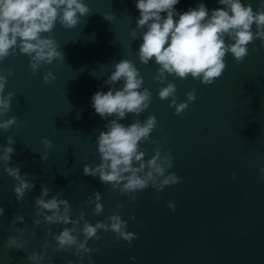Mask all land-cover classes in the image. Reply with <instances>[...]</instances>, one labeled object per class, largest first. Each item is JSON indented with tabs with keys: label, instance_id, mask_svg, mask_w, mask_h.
<instances>
[{
	"label": "water",
	"instance_id": "1",
	"mask_svg": "<svg viewBox=\"0 0 264 264\" xmlns=\"http://www.w3.org/2000/svg\"><path fill=\"white\" fill-rule=\"evenodd\" d=\"M86 2L91 12L77 26L65 28L58 22L46 34L61 45L64 60L43 65L36 74L30 58L18 49L0 62V74L14 73L8 77L6 92L16 93L5 119L18 118L7 131L0 129V152L11 136L16 143L10 165L19 166L26 179L35 183L18 202L17 181L0 162V207L5 209L0 216V264H31L29 253L43 252L46 240L56 244L47 229L59 232L63 225L33 223L38 218L35 198L43 185L51 189L50 195L59 192L60 198L70 201L74 218L83 211L95 224L119 211L128 220L127 230L138 234L129 243L111 230H100L102 239L89 240L95 264H264V180L260 179L264 167V43L259 39L250 43L243 62L228 54L226 70L211 85L174 74L161 82L154 79L159 66L140 62L141 39L130 35L139 15L135 0ZM200 2L181 0L176 7L183 11ZM203 2L210 10L223 7L217 0ZM248 2L254 10L260 6V0ZM107 14L115 19L107 20ZM122 58L136 63L152 97L139 117L129 113L121 122L156 115L158 125L151 135L159 144L143 143L148 150L146 159L157 146L162 154L170 151L174 165L169 171L181 177L178 184L161 192L151 186L138 191L135 201L83 173L84 164L101 162L96 137L108 123L91 107V97L108 90L104 82L114 62ZM49 69L56 78L46 83L43 77ZM169 81L177 86L178 103L187 100L188 91L196 92L197 99L182 114L170 106L171 97L165 100L158 95ZM45 138L52 142L51 148L43 143ZM45 153L47 158L42 159ZM96 191L103 194L104 211L99 215L89 203ZM169 201L176 205L175 212ZM118 204L123 207L117 209ZM20 214L25 221L13 225L11 221ZM10 236L24 241V248L10 249ZM74 252V248L53 251L50 246L44 264H68L70 260L79 264L81 258ZM84 264H88L87 255Z\"/></svg>",
	"mask_w": 264,
	"mask_h": 264
},
{
	"label": "clouds",
	"instance_id": "2",
	"mask_svg": "<svg viewBox=\"0 0 264 264\" xmlns=\"http://www.w3.org/2000/svg\"><path fill=\"white\" fill-rule=\"evenodd\" d=\"M180 3L181 0H135L139 15L130 35L134 40L138 36L141 39L137 49L140 62L159 66L155 80L164 82L168 74H174L181 79L191 76L211 85L226 70L228 54H232L238 63L243 62L249 55L250 43L257 39L264 43V0H260V6L255 10L252 3H245V0H217V4L223 7L211 10L203 0L183 11L176 7ZM90 12L86 0H0V62L18 49L30 58V68L36 74L43 65H51L57 59L64 60L61 45L46 34L52 32L58 22L65 28H73L81 17ZM105 18L111 21L115 16L107 14ZM253 50L259 51V48ZM13 74L11 70L7 76L0 74V129L5 131L18 119L16 116L5 119L16 96L15 92H6L8 77ZM55 78L51 69L43 77L46 83ZM104 83L109 85L108 90L101 89L91 97V107L108 121L96 137L101 162L95 166L84 164V175L99 178L103 185L110 184L113 190L128 194L132 201L137 199L135 193L149 186L161 192L166 186L178 184L181 177L169 171L174 165L170 151L162 154V148L157 146L153 149L154 155L146 159L148 150L142 145L152 140L151 134L158 125L157 116L149 115L144 120L137 118L129 124L121 122L129 113L139 117L151 104L152 91L144 87V77L136 63L128 58L114 62V70ZM176 93V84L169 81L158 95L165 100L171 97L170 106H174L179 115L197 96L193 89L186 93V101L178 103ZM109 117L112 118L109 120ZM152 142L159 144L155 140ZM15 143L11 136L7 137V144L0 152V162L5 165L4 171L17 181L14 193L20 202L26 193L35 188V183L26 179L27 174H22L19 166L10 165ZM43 143L47 148L52 146L47 138ZM46 158L45 153L42 159ZM260 172V179L264 180V167ZM50 193L51 189L43 185L40 195L35 198V215L38 218L33 223L37 226L64 227L59 232H54L51 227L47 229L56 244L51 245L46 240L43 252L29 253L31 264H44L50 246L53 251L74 248L73 254L81 258L79 264H84L86 255L88 264H95L90 255L94 249L89 246V240L102 239L98 234L100 230H111L129 243L138 238L137 233L127 230L128 220L123 219L119 211L93 224L85 218L83 211L74 218L70 201L60 198L59 192ZM89 203L95 205L96 215L104 211L100 191L94 193V199H90ZM168 206L175 212L176 205L172 201L168 202ZM122 207V204L117 205V209ZM4 213L5 209L0 207V216ZM17 221L24 222V215H16L11 223L16 225ZM81 234L83 239H80ZM7 243L10 249H23L25 242L10 236ZM48 264L53 262L48 261ZM68 264L76 262L70 260Z\"/></svg>",
	"mask_w": 264,
	"mask_h": 264
}]
</instances>
